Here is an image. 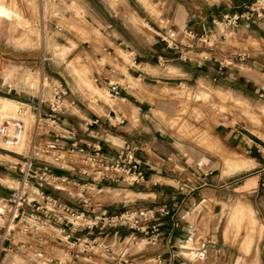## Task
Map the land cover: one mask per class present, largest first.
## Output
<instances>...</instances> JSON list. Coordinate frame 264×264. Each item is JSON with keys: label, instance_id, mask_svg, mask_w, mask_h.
<instances>
[{"label": "crops", "instance_id": "crops-1", "mask_svg": "<svg viewBox=\"0 0 264 264\" xmlns=\"http://www.w3.org/2000/svg\"><path fill=\"white\" fill-rule=\"evenodd\" d=\"M78 1L83 5L85 14L73 23L77 31V35L72 34L73 40L78 46L88 43L90 57L94 61L100 63L105 60L100 70L94 72L96 80L107 89L110 84H117L120 95L108 92L107 101H94L72 90L67 97L75 99L76 105L70 108L73 114L63 116L64 125L74 124L77 127L76 139L85 148L100 143L105 152L113 154L126 142L135 143L145 173L143 182L122 188L121 192L117 189L108 191L109 188L95 189L106 190L104 197L107 203L92 198L93 202L107 205L110 211L166 206L171 214L159 215L158 219L165 231L172 230L170 243L178 254L176 262L220 264L226 255V249L220 246L221 201L229 196L226 194L230 189L236 193L241 189H251L260 181L264 170V146L249 130L225 123L218 125L212 134L211 149L208 142L183 144L177 141L154 112L155 105L147 92L151 88L146 81L170 83L169 80L175 76L164 75L159 68L166 60H183V53L191 66L185 69L180 65L186 78L207 74L214 80H228L230 88L242 94L260 97V86L264 84V20L249 26L243 23L236 36L219 37L213 20L239 10L249 0H153V5L147 3V6L137 1L138 9L129 6L130 0ZM84 20L95 31L102 32L100 40H97L95 31L90 34ZM186 27L198 31L207 29L209 41L204 43L187 37L183 33ZM60 30L63 33L69 31L65 27ZM85 31L89 32V36ZM170 31H176L177 39L183 45L181 52L169 48L161 39L160 35ZM244 51L251 52L253 59L245 63L235 62L236 54ZM123 56L131 61L126 67ZM117 63L119 69L114 66ZM221 64L223 69L219 71ZM20 81L21 78H17L18 83L15 84ZM22 83L26 84L25 81ZM84 84L90 86L91 82ZM96 118L101 125H90ZM62 135L67 136L65 127L62 128ZM70 141L65 137L62 143ZM234 158L240 159L236 165L247 166L235 170L234 164L231 165ZM225 162L227 166H224ZM15 163L0 160V198H6L16 185L19 172ZM251 170H256L257 177H240ZM58 172L78 177L71 165L58 169ZM188 180L195 189L183 194L178 188ZM74 192L61 191L67 196L61 198L76 205L74 201L79 194L75 197ZM173 220L180 222L174 229ZM126 234L127 230L121 229L119 233L110 232V236L105 237L113 248L111 258L95 253L92 258H81L79 264H156L155 257L160 253L167 260L168 250L161 244L144 243L142 248L132 251L134 245H128L123 239ZM34 239L37 245L48 242L69 248L68 252L65 251L64 261L68 264L74 262L71 258L72 246L59 243L45 232ZM230 257L228 255V260ZM260 264H264V254Z\"/></svg>", "mask_w": 264, "mask_h": 264}, {"label": "rangeland", "instance_id": "rangeland-1", "mask_svg": "<svg viewBox=\"0 0 264 264\" xmlns=\"http://www.w3.org/2000/svg\"><path fill=\"white\" fill-rule=\"evenodd\" d=\"M0 1L10 6L16 13L11 18L0 17V96L19 101L16 106H23L20 102L31 104V108L28 107L27 110L28 121L23 148L16 150L0 145V160L23 161L24 157L34 150L39 158L53 161L54 170H58L55 152L44 150L45 143L52 137L51 127L46 120H39L34 107L42 93L48 94L46 89L48 81L63 82L68 93L77 90L84 97L94 101H107L108 89L103 88L94 75L105 60L100 63L94 61L90 57L91 47L88 43L78 46L73 40L72 34L77 35L73 23L83 18L85 14L84 7L78 0ZM137 1L145 6L153 5V0H130L129 6L138 9ZM84 22L85 26L89 27L86 29L92 34L95 30L88 22L85 20ZM61 27L68 28L69 31L63 33ZM89 32L85 31L86 35L89 36ZM95 32L97 40H100L103 37L102 32L98 30ZM80 39L83 41L81 37ZM99 51L105 55V52ZM123 58L124 67L131 64L129 57ZM180 65L185 69L191 67L187 60L177 59L166 60L159 68L164 75L175 76L168 84L146 81L151 88L147 92L150 101L155 105L154 112L161 118L164 128L177 141L183 144L191 141L197 144H201L202 141L208 142L211 149L212 134L218 125L225 123L237 124L249 130L258 138L257 142L264 146V97L242 94L230 88L228 80L219 78L214 80L207 74L203 77L186 78ZM114 66L118 67V63ZM14 77L21 78L26 84L21 81L15 84L18 82ZM11 78L14 79L13 82ZM88 81L91 82L90 86L84 84ZM234 160L231 165L234 164L235 170L247 166L236 165V162H240L239 158ZM39 162H42L41 159ZM62 162L71 166L81 164L79 158L68 161V158L64 157ZM224 166H227V162ZM256 175V170H251L240 177L245 179ZM260 177V181L253 188L241 189L236 193L230 189L226 194L229 196L221 201L220 246L226 249L227 256L224 255L220 264H260L261 255L264 254V187L261 185L264 181V170ZM101 187L100 185L99 188ZM103 188L107 189V186ZM109 189L108 191L113 189L123 191L117 186H111ZM53 193L60 198H67L57 189ZM105 193L106 190H94L92 198L106 204ZM74 196H78L76 191ZM74 202L77 207H82L80 199ZM103 206L107 208V205ZM247 214L254 219L253 230L247 221ZM10 226L13 225L6 222L4 228H0L1 264H35L19 249L16 250L21 245V240L31 241L35 247L43 249L48 257L65 260V251L68 252L69 248L48 242L37 245L36 240L25 236L18 225H14V230L7 237ZM5 230L6 233L2 236ZM107 236H110V233H106L104 237ZM11 242L16 246L15 250L9 253L7 248ZM143 244L144 242H139L134 245L132 251L142 248ZM228 255H231L229 260ZM179 262L181 261L175 264Z\"/></svg>", "mask_w": 264, "mask_h": 264}, {"label": "built area", "instance_id": "built-area-1", "mask_svg": "<svg viewBox=\"0 0 264 264\" xmlns=\"http://www.w3.org/2000/svg\"><path fill=\"white\" fill-rule=\"evenodd\" d=\"M263 20L264 0H249L239 10L222 14L214 19L213 23L219 37H224L236 36L243 23L249 26ZM183 33L189 38H197L204 43L209 41L210 33L204 28L198 31L186 27ZM160 37L169 48L182 51L183 45L177 39L176 31H170ZM181 55L183 60L188 59L186 54L181 53ZM252 59L253 54L244 51L236 54L235 62L245 63ZM222 69L221 64L218 70ZM260 87L259 96L264 97V84ZM46 89L48 94L42 93L34 107L39 120H46L52 131V137L45 143L44 150L55 152L54 158L58 161L59 170L69 166L62 162L64 157H67L68 161L79 158L81 164L74 165L78 177L54 170L53 161L39 158L32 150L23 161L14 164L19 172L16 185L6 198H0V228H4L6 222L13 225L8 227L7 237L14 230V225H18L27 237L37 238L40 233H47L59 243L73 247L71 258L74 262L70 264H79L81 258H92L95 253L111 258L113 248L104 236L106 233H119L121 229H125L127 234L123 239L128 245H136L139 242L161 244L168 250V257L165 260L162 253L158 254L155 257L156 264H175L178 254L170 243L172 230L165 231L162 222L158 219L159 215H170V208L141 207L110 211L102 204L94 203L92 199V191L100 189V185L101 188L103 186L126 188L144 181L145 173L142 160L138 156V146L126 142L115 153L109 154L102 149L100 143L92 144L89 148L80 145L76 139L77 127L74 124L65 126L63 118L64 115L73 114L70 108L76 105V100L68 99V90L61 81H48ZM108 92L120 95V88L117 84H110ZM20 103L23 106H18L17 119L4 118L2 129L16 130L23 126L22 116H27L31 104ZM91 124L101 125V122L96 118ZM63 127L66 128L67 136L62 135ZM65 137L71 141L62 143ZM261 185L264 187V181ZM50 188L65 192L76 191L79 198L75 201L80 199L82 207L79 208L56 196ZM178 189L186 194L194 190L195 186L188 180ZM179 224V220H173L172 229L177 228ZM5 233L6 230L2 236ZM20 244L16 250L19 249L35 264H68L61 259L48 257L43 249L35 247L33 243L20 242ZM15 246L16 244L10 243L8 250L14 251ZM178 264L185 263L181 261Z\"/></svg>", "mask_w": 264, "mask_h": 264}, {"label": "bare ground", "instance_id": "bare-ground-1", "mask_svg": "<svg viewBox=\"0 0 264 264\" xmlns=\"http://www.w3.org/2000/svg\"><path fill=\"white\" fill-rule=\"evenodd\" d=\"M14 14L16 13L14 12L13 9H11L10 6L0 1V17L11 18ZM17 104L18 101L15 99L6 96H0V145H3L8 148H13L16 150H21L25 143L26 124L28 121V116H22V120L24 121V124L21 128H18L16 130H5L4 128L3 129L1 128V124L4 118L13 117L17 119V117L19 116L18 114L19 107L16 106ZM240 212H242V209L240 210ZM247 218H248L247 221H249L251 229L253 230L254 219L252 216L248 214H247Z\"/></svg>", "mask_w": 264, "mask_h": 264}]
</instances>
